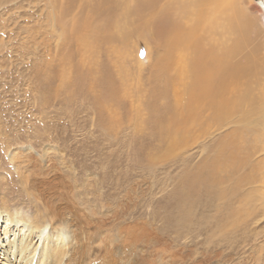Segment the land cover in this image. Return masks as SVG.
<instances>
[{"label":"rangeland","instance_id":"1","mask_svg":"<svg viewBox=\"0 0 264 264\" xmlns=\"http://www.w3.org/2000/svg\"><path fill=\"white\" fill-rule=\"evenodd\" d=\"M71 1L75 0H65L64 5ZM88 1L73 4L77 9L87 4L79 11L87 16L90 5L101 4ZM121 4L120 14L130 13L127 20L133 22L135 5L128 0ZM221 4L215 16L233 28L223 32L220 45L238 47L233 62L241 67L246 57L252 58L254 76L231 79L235 87L224 98L238 102L239 111L226 106L222 128L205 131L195 126L192 140L179 146L159 127L160 119L167 117L162 112L166 101L159 97L165 81L160 83L161 93L150 91L152 66L160 54L156 45L146 49L151 61L145 55L138 58L136 50L142 44L131 43L133 54L124 67L126 89L135 93L142 84L131 99L134 103L120 94L115 108L101 106L106 90L114 87L113 78L118 79L116 69L108 66L117 65L119 54H98L101 59L94 70L107 67L109 75L102 72L103 80L93 85L85 68L77 74L75 65L69 70L67 64H76L80 51L62 34L68 33L75 12L67 18L53 16L48 0H33L26 17L23 10L17 18L1 11L0 21L10 30L2 28L0 35V206L4 198L11 210L34 216L10 154L30 148L34 162L41 164L37 159L50 149L48 163L41 166L48 178L57 179L49 191L57 194L65 187L73 196L66 198L62 191L61 201L47 200L48 204H54L60 216L80 208L96 230L111 224L118 244L120 229L126 230L127 264H264V0ZM87 52L92 55L93 49ZM105 81H111L109 86ZM178 98L169 104L177 107L182 97ZM198 175L204 176L205 185L190 194L187 182Z\"/></svg>","mask_w":264,"mask_h":264},{"label":"bare ground","instance_id":"2","mask_svg":"<svg viewBox=\"0 0 264 264\" xmlns=\"http://www.w3.org/2000/svg\"><path fill=\"white\" fill-rule=\"evenodd\" d=\"M32 1L0 0V12L4 10L13 12L12 15L15 18H17L18 11L22 10L23 16L29 15L28 9ZM64 1L48 0L53 16L58 13L61 17L67 18L75 12L69 31L67 34H62V38L76 42L80 52L76 64L65 66L70 70L75 65L73 72L76 74L80 72L79 69L85 68L89 79L87 75L85 77L90 80V85L103 80L102 72L108 74L109 68L112 71L116 69L118 79L113 78L114 87L106 90L104 100L100 101L101 106L111 105L115 108L119 102L120 94H125L128 101L134 103L131 100L133 95L141 92L142 84L136 89V94L127 91L128 70L124 69L129 54H133L131 43L138 42L143 46L136 50L139 59L141 55H145L152 61L146 52V49L151 46L156 45L155 49L158 50V53L160 52L159 55H155L156 60L153 66L151 64L154 84L150 91L152 90L151 93L155 95L157 91L161 93L160 88L163 89V87L160 83L165 81L163 95L159 97L166 101L162 112L166 113L167 117L160 119L162 125L159 127L165 135L171 138L173 145L179 146L190 142L194 134L197 133L195 126L205 131L208 127L222 128L225 125L226 106L231 105L232 109L239 111L238 102L228 103L224 95L235 87L231 79L250 78L254 76L255 71L251 67L253 63L250 57H246L245 64H241L245 67L233 62L238 47L228 48L223 45L224 48H222L220 45L219 39L223 32H230L231 26L233 28L231 23L215 16L216 13L222 11L221 1L226 2V0H128L135 5L131 8H135L136 18L134 17L133 22L127 20V15L130 13L120 14L122 0H101L100 5H90L87 8V16L79 12L84 9L82 7H88L87 4L82 2L81 8L77 9L79 1H74L76 6L72 1L65 6ZM122 3L124 4V1ZM103 6L106 8L105 10H101ZM83 12L85 11L83 10ZM9 26L0 21V35L1 29H7ZM249 27L247 26V28ZM247 28L245 27L246 30ZM216 32L219 36L215 35ZM89 48L91 52L93 49L92 55L87 52ZM127 49L128 51L125 52ZM102 50H105L108 55L114 52L119 54L116 61L118 66L113 65V69L112 66H108L109 68L106 67L103 71H95L94 67L101 59L98 54L100 55ZM70 61L73 60L67 59V63ZM137 61L139 62V60ZM82 78L84 77L77 76V79L82 80ZM110 82L105 81L107 86ZM237 86L239 87V85ZM172 97L176 99L182 97L179 101L181 104L177 107H173V104L170 105ZM231 115H233L232 112L229 117ZM50 151V149L45 150L44 154L38 158L39 160L37 159L41 164L34 162L35 159L32 157L34 153L30 148L15 150L10 154V162L20 182L21 191L32 203L34 216H21L20 210H11L4 198L1 199L0 264H127V244L125 245V243L128 242V237L124 236L125 229V231L120 229L122 242L118 244L111 224L105 223L103 230H96V226L92 225L91 220L81 213V209L75 207L76 202L73 203L75 208L63 216L56 213L57 209L54 204H48L47 200L61 201L58 193L62 191H66L64 194L66 198L73 196L72 191L66 190L65 187L57 194L49 191V186L54 181L57 182V179L48 178L46 170L41 166L48 163ZM237 160V155L234 154L235 164H237ZM233 168L235 169L237 166L234 165ZM205 182L204 176H195L187 182L188 192L195 194L199 190L198 185L203 187ZM43 195L46 196V200ZM185 201L189 202L187 199Z\"/></svg>","mask_w":264,"mask_h":264}]
</instances>
